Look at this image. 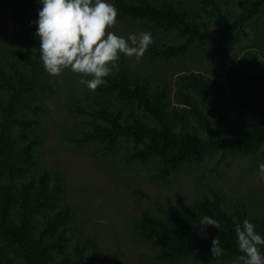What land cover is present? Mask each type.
<instances>
[{
    "label": "trees",
    "instance_id": "1",
    "mask_svg": "<svg viewBox=\"0 0 264 264\" xmlns=\"http://www.w3.org/2000/svg\"><path fill=\"white\" fill-rule=\"evenodd\" d=\"M111 3L116 20L151 33L147 66L136 70L121 55L105 85L62 94L64 72L44 71L30 23L38 0H0V264H232L235 224L248 219L264 236V53L251 40L264 0ZM194 60L213 62L212 73L190 68ZM58 108L63 143L91 147L97 160L121 154L118 164L137 165L150 181L189 180L197 191L179 205L155 199L130 217L127 234L108 238L117 253L102 250L109 234L75 222L65 174L40 158L44 122ZM234 165L257 195L228 199L217 185ZM204 215L220 228L207 226L202 238L195 222ZM129 234L145 249L123 253ZM215 237L219 258L210 252Z\"/></svg>",
    "mask_w": 264,
    "mask_h": 264
},
{
    "label": "rangeland",
    "instance_id": "2",
    "mask_svg": "<svg viewBox=\"0 0 264 264\" xmlns=\"http://www.w3.org/2000/svg\"><path fill=\"white\" fill-rule=\"evenodd\" d=\"M116 21L115 25L109 30L125 38L129 33L139 34L143 31V27L137 23H129L123 20ZM251 40L255 41L264 53V23L258 27L256 32L252 33ZM128 58L129 65L136 70L138 66H147L148 62L146 63L142 58L139 60ZM184 59L191 60L189 57ZM197 60H201V58ZM202 62L196 63L194 60L193 67L190 68L199 69L204 74L210 75L214 63ZM63 72L66 77L63 83L67 86L61 89L62 94L63 92L66 94L72 93L75 90L81 93L84 88L87 89L79 82V74L73 73L69 69H65ZM53 115L55 119L52 118V121L44 122V127L49 128V133L42 146L43 150L40 152V158L47 164L57 165L65 174L66 197L72 204L75 222L79 224L81 219L90 220L94 227L97 226L100 231L104 230L109 234V237L104 240L105 242L101 243L102 250H109L114 253L115 247L108 238L113 237L114 233L117 232L121 236L127 234L125 231L129 230L124 228L130 222L132 216H136L139 211L148 207L149 203H152L155 199L179 205L182 201H188L192 193L197 191L189 184V180L184 181L181 179L180 185H177V180H169L165 183L150 181L145 178L144 171H141L137 165L132 164L123 167L118 164L117 158L121 159V154L117 156V154L112 155L111 153L102 160H97L92 156L91 147H72L63 143L62 140L61 142L58 139L57 128L63 120H66L65 111L58 108L53 112ZM113 153H116V151ZM236 167L234 165L232 171H226L227 179L224 182L217 181V185L226 191L228 199H233L243 193L257 195L259 191L254 188L255 185L251 184L252 176H247L248 179L240 181L239 174L241 170L237 171ZM252 168L254 169V165ZM74 208H77L78 215L75 214ZM90 222H88V225ZM132 238L133 244L127 243V246L122 249L123 253L141 252L145 249L143 244H137L136 238L133 236L130 237V240ZM107 244L110 245L109 249L105 247Z\"/></svg>",
    "mask_w": 264,
    "mask_h": 264
},
{
    "label": "clouds",
    "instance_id": "3",
    "mask_svg": "<svg viewBox=\"0 0 264 264\" xmlns=\"http://www.w3.org/2000/svg\"><path fill=\"white\" fill-rule=\"evenodd\" d=\"M35 36L39 40L40 60L44 71L57 77L65 69L79 74V82L89 91L107 83L120 56L139 60L153 43L149 31L129 33L127 38L110 31L118 10L111 0H38ZM257 175L264 180V163L257 165ZM195 226L206 236L207 226L217 229L220 224L204 215ZM235 243L240 255L232 264H264V236L255 231L248 219L233 226ZM219 240L211 241L212 257L224 254Z\"/></svg>",
    "mask_w": 264,
    "mask_h": 264
}]
</instances>
